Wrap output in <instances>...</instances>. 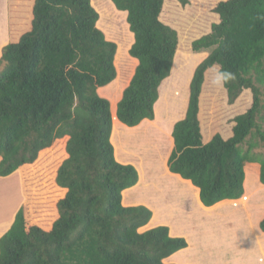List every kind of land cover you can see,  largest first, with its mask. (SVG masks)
Masks as SVG:
<instances>
[{
	"label": "trees",
	"instance_id": "obj_1",
	"mask_svg": "<svg viewBox=\"0 0 264 264\" xmlns=\"http://www.w3.org/2000/svg\"><path fill=\"white\" fill-rule=\"evenodd\" d=\"M110 1L127 12L134 36L129 55L138 61L115 117L135 127L154 119L159 87L182 42L163 20L169 0ZM212 12L218 22L191 42L193 52L212 50L194 70L168 160L169 171L191 181L206 207L243 198L247 163H259L264 184V155L256 153L264 146V0H220ZM7 18L8 43L0 56V177L19 171L25 200L0 238V264H166L187 240L171 237L167 226L140 232L152 211L123 206L122 193L137 184L138 172L116 160L111 104L98 93L110 83L112 91L121 61H134L120 58V49L106 39L91 0H7ZM215 65L227 104L245 90L252 103L233 118L231 137L215 133L204 144L200 97ZM166 98L164 86L161 110ZM259 228L264 232V218Z\"/></svg>",
	"mask_w": 264,
	"mask_h": 264
},
{
	"label": "crops",
	"instance_id": "obj_2",
	"mask_svg": "<svg viewBox=\"0 0 264 264\" xmlns=\"http://www.w3.org/2000/svg\"><path fill=\"white\" fill-rule=\"evenodd\" d=\"M5 32H7V30H5ZM208 54L209 53H205L201 60L205 59ZM133 61H135L137 66L138 61L136 59H133ZM181 63L182 62L178 63V65L173 64L170 76L166 78L159 87L158 99L154 104L153 120L144 119L135 127H127L120 123L117 119H114L117 118L115 117L116 111L113 113L114 118L111 143L114 147L115 158L123 165L134 166L138 172L137 184L123 191L122 204L125 207L145 206L152 211V218L150 222L142 228L141 232L158 226H167L171 237H184L187 239V248L180 250L165 259L164 262L166 264H200L194 263L192 259L193 256L197 259L202 258L201 252L198 251L195 253L194 243L190 241L187 236L183 235L181 229L177 226L174 227V224L172 223L175 219H178L181 222L180 228L183 229L187 224L191 227L195 225V221L199 222V224L195 225L191 236L197 237V235H199L196 232L197 227L202 228V231L207 234L206 241L209 246L207 248L208 252L206 254V258L210 257V260L205 259L206 262H209V264H212L211 258L216 261L215 264H239L241 261L242 264H251L250 260L252 257L255 258L257 255L233 254L234 249L231 248L232 235H229V229L233 224L234 218L239 219L238 216H240L234 213L233 210L241 209V213L247 219L252 217L253 197H256L257 194L264 192V184H253V182L248 180L246 177L244 183L245 194L243 198L239 200H223L214 206L206 207L201 202L199 189L195 187L191 181L185 180L180 175L173 174L169 171L168 160L174 147V140L172 137L173 127L176 122L185 117L188 106L189 85L197 65L195 64L193 68H189V70L187 68L186 70V67H180ZM209 70L211 71V69ZM209 70L205 74V80ZM132 76H130L129 80H131ZM110 85H112V83L106 87L100 88L99 91H102L104 88L111 87ZM164 86L167 92V98L165 99V104L161 110V105H159V103L161 101V91ZM183 86H186L185 101L177 99L180 88ZM99 91L98 93L100 95ZM245 93H249L251 95L249 90H245L241 96ZM104 98L109 101L110 94H105ZM184 107L186 111L185 109L182 111ZM231 130L225 139L232 136ZM212 136L213 134L207 139L203 136V143H208ZM160 150L163 154L159 153ZM160 177L163 183L160 182ZM12 180L17 181V184ZM0 185L1 238L12 226L15 215L23 204L25 197L23 195V191H21L22 179L19 171H16L7 177H0ZM156 186L158 187L156 188ZM151 187H153L154 190H150ZM250 203L252 205H250ZM7 205H9L8 207L11 206L9 217L6 215V209L8 208ZM197 211L204 213V220H201V215L198 220L194 217V214ZM217 218L223 219V224L225 225L223 228L227 229L224 231H216L215 226L220 224L215 222L219 221ZM263 218L264 213L261 214L259 220L261 221ZM254 234L253 243L256 247V251L258 252V255L260 254L263 256V259L259 258L258 263L264 264V232L260 229L259 231H255ZM238 242L245 245L250 244L249 241L245 242V239L244 241L239 240ZM215 248L217 250L214 252ZM228 252L232 254L231 259L224 260L225 254ZM248 257L250 262L248 261Z\"/></svg>",
	"mask_w": 264,
	"mask_h": 264
},
{
	"label": "rangeland",
	"instance_id": "obj_3",
	"mask_svg": "<svg viewBox=\"0 0 264 264\" xmlns=\"http://www.w3.org/2000/svg\"><path fill=\"white\" fill-rule=\"evenodd\" d=\"M166 1L167 0H165V4ZM218 1L220 0H189V5H187L184 8L180 7V5H178V3H175L174 0L168 1L163 20L177 30L179 35V42H182L181 49H179V51L177 50L174 64L175 61H178V63L182 62L180 67L182 68L186 67V70L187 68L189 70V68H193L195 64L198 65L200 61H202L201 60L202 56L205 53H210L212 49H203L199 52L191 51V42L196 38H198L199 36L208 33L210 31L211 24L218 22L219 20L218 16H215L216 14L212 12L213 6ZM91 3L99 14V21H98L99 29L104 33L107 40L112 41L117 45L118 47L117 51L120 49V51L122 52L120 58L122 57L123 59L126 56L131 60H133V58H131L129 55L130 46H132L133 44V34L130 32L129 26L127 24V20H126L127 13L118 11L110 0H91ZM0 30H4V31L7 30V32H4L2 34L3 42H0V56H1L2 48L8 43V37L6 35L8 34L7 0H0ZM115 66H116V62H115ZM116 68L118 73L116 79L119 77L120 73H121V78L119 77L112 91H110L109 88L102 89L103 90L102 92L99 91L100 95L103 98L105 94H110L109 101L111 104L112 113L116 111L117 104L122 98L123 91L131 81L129 80L130 79L129 77L128 79H126L127 80L126 82L125 74L127 75L129 72H131V70L134 72L136 68V63L135 61L134 64L132 61H121L119 68L117 66ZM211 69L212 70L209 71L206 75V80L202 88V94H201L202 96L200 97L201 98L200 99L201 105L199 112L200 125L205 139H207L212 134L214 135L215 133L221 134L225 139V137L229 134L233 126L232 123L233 118L236 115L243 113L248 108H250L252 103V97L249 93H245L240 97V99L234 105L231 106L228 105L227 97L225 95L226 91L222 84V77L219 73L218 65L213 66ZM133 72H131L130 76L134 74ZM187 90H188V86H187ZM185 96H186V86H183L182 88H180V92L178 93L177 99L184 100ZM184 109L185 107L182 109V111H184ZM247 140H248L247 142L252 141L250 137ZM247 145L248 143L241 144V147H243V149L246 150ZM159 153L163 154L161 150L159 151ZM256 153L264 155V146L260 145V147L256 150ZM246 175L248 180L253 182V184L254 183H256L257 185L262 184L259 179V175H260L259 163L258 164L248 163L246 165ZM12 181L17 184V181L15 180ZM160 182L163 183L161 177H160ZM157 187L158 186H156V188ZM150 190H154V188L151 187ZM250 205L252 204L250 203ZM8 206L9 205H7V207ZM10 208L11 206L6 209V215H8V217L10 215L9 214ZM233 212L236 213L237 215H240L238 216L239 219L234 218L233 224L230 226L229 229L230 230L229 235H232L231 248L234 249L233 254L236 253L241 255L255 254L257 256L255 258L252 257L251 260L248 257V261L250 260L251 264H257L259 258L263 259V256H261L260 254L258 255L253 240L255 235L254 232L260 230L259 219L261 217V214L264 213V192L257 194L256 197H253V211H252V217L250 219H247L245 216H243V214L241 213V209L233 210ZM201 213L202 212L200 211L195 212L194 217L198 220L200 219V215H201L202 216L201 220H204L205 215L204 213L202 214ZM217 219H219V221H215V222H218L220 224L215 226L216 231H221V230L224 231L225 229H227V228H223L225 226L223 224V219L221 218H217ZM180 223L181 222L178 219H175L173 220L172 224H174V227L177 226L179 229H181L183 235L187 236V238L194 243L195 253L199 251L202 254V258L200 259H197L193 256L192 261L194 263L209 264V262H206V259L210 260L209 259L210 257L206 258V254L208 252L207 248L209 246V244L206 241L207 234L204 231H202V228L197 227L196 232L199 235H197V237L191 236V234H193L195 225L199 224V222L195 221L194 222L195 225L191 227L187 224L184 229L180 228L181 227ZM141 230L142 228L140 229V232ZM244 239L245 242L249 241L250 244L245 245L243 243L240 244L238 242L239 240L244 241ZM215 250L217 249L215 248L214 252ZM231 257L232 254L228 252L225 254L224 260L231 259ZM211 260H212L211 261L212 264L216 263L214 259L211 258ZM239 264H242V261Z\"/></svg>",
	"mask_w": 264,
	"mask_h": 264
},
{
	"label": "bare ground",
	"instance_id": "obj_4",
	"mask_svg": "<svg viewBox=\"0 0 264 264\" xmlns=\"http://www.w3.org/2000/svg\"><path fill=\"white\" fill-rule=\"evenodd\" d=\"M120 12H121V11H120ZM4 32H5L4 30H0V39H1L0 42H3L2 34H3ZM7 37H8V34H7Z\"/></svg>",
	"mask_w": 264,
	"mask_h": 264
}]
</instances>
